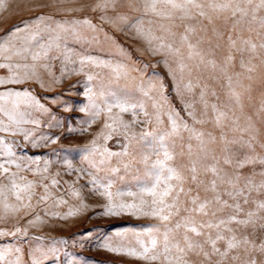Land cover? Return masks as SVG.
<instances>
[{
  "label": "snow or ice",
  "instance_id": "obj_1",
  "mask_svg": "<svg viewBox=\"0 0 264 264\" xmlns=\"http://www.w3.org/2000/svg\"><path fill=\"white\" fill-rule=\"evenodd\" d=\"M138 2L139 7L135 0L130 7L142 10V15H122L119 20L147 43L152 55L163 57L162 62L169 68L178 96L194 93V89L200 87L199 76L193 83V69L199 71L210 66L227 75V67L234 60L233 50L252 54L248 65L241 59V67H246L249 73L256 68L251 64L252 59H260L264 65V0ZM109 4L115 7L114 0H102L96 7L107 9ZM7 7L4 0H0V10H7ZM101 20L116 23L103 16ZM219 21L230 30L227 36L229 53L222 66L214 58L215 49L221 46L219 41L224 39L223 30L217 26ZM82 27L94 32L100 30L89 19L65 23L52 17L36 16L0 36V70H6L5 75H0V221L10 216L17 218L11 228L0 227V237L27 236L29 228L44 223L41 212L62 219L77 214L78 210L71 208L64 216L49 211L67 204L65 195L79 199L80 190L58 179L59 172L49 175L53 161H45L41 167L38 157L21 151L25 144L40 147L41 141L55 143L58 137L41 135L37 138L41 117L50 113V109L31 88L14 86L43 82L42 75L51 76L53 62L60 61L62 77L70 64L74 65L73 73L83 72L89 66L109 73L107 81L99 73L87 75V81L99 79V84L95 89L86 87L84 95L88 103L78 109L88 114L89 127L105 116L103 128L107 131L102 130L88 145L76 149L81 153L83 167H74L71 159L63 160L65 174L78 173L77 182L85 176L90 177L86 186L92 194L106 201L98 215L156 221L105 234L98 246L141 264H193V255L201 258L200 264H264L261 259L264 257V169L253 170L250 175L241 172L250 164L264 165V158L257 161L248 154L242 158L234 156L235 146L255 150V136L245 139V134L254 130L252 118L248 117L242 126L234 113L229 116L231 109H222L217 103L209 105L207 86L200 87L199 102L203 111L199 117L195 101L185 102L181 109L171 106L164 95L165 86L159 82V74L153 73L145 79L147 66L137 68L124 58L102 59L78 54L70 47V40L80 42L83 39ZM181 28L183 30L179 31ZM245 32L255 33L258 42L251 37L245 38ZM172 64L176 65L179 75ZM122 80L125 83L121 84ZM53 82L60 81L54 79ZM236 83L240 84L239 79ZM227 85L235 103L242 107L231 76H227ZM212 95L216 93L213 91ZM148 101L152 102L151 111ZM65 108L70 110L68 105ZM209 108L213 113L211 122L220 129L219 137L195 127L208 122L204 117L208 116ZM114 109L117 110L115 114ZM181 111L191 118L192 124ZM261 111H264V103ZM124 115L131 119L125 120ZM136 128L140 131H135ZM229 131L240 135L229 139ZM185 134L186 143L181 144L179 154L186 156V163L177 166L176 141L184 142ZM114 135L121 136L117 141L120 151L107 147ZM101 137L103 144L98 143ZM137 151L138 162L143 165L142 174L134 167ZM113 157L117 158L115 166H111ZM122 169L124 175H120ZM102 171L106 175L100 176ZM26 173L39 179H29ZM129 174L134 182L125 181ZM257 176L261 177L259 182ZM118 181L120 186H117ZM65 185L69 191L62 193ZM80 207L86 209L88 205L81 202ZM25 217L31 218L21 226L20 219ZM258 234L259 243L254 238ZM21 251L13 244L0 245V264H22ZM59 253L57 248H35L29 264L58 261ZM66 264L77 262L69 256Z\"/></svg>",
  "mask_w": 264,
  "mask_h": 264
},
{
  "label": "rangeland",
  "instance_id": "obj_2",
  "mask_svg": "<svg viewBox=\"0 0 264 264\" xmlns=\"http://www.w3.org/2000/svg\"><path fill=\"white\" fill-rule=\"evenodd\" d=\"M8 5L7 10H0V36H4L14 27L22 26L30 22L36 16L52 17L57 22H70L73 20L89 19L97 26L99 31H92L87 27L81 28L82 40L80 42L70 40L69 46L74 48L78 54L97 56L102 59H110L112 57L127 59L131 65L137 68L146 67L144 76L153 73L159 74V82L165 86L164 95L168 97V104L181 109L185 102H196V110L198 117L203 111V107L199 102L200 87L207 86L208 95L206 99L209 105L217 103L222 109L229 111L231 117L234 113L239 117L240 124L243 126L248 117L252 118L253 132L245 134V139L249 135H254L253 141L255 150L251 151L247 147H234V156L242 158L245 154L252 155L257 158H264V111H261L262 103H264V65L260 63V59H252L251 64L255 65V71L249 73L246 67H241V59L244 60L245 65H248L249 57L252 55L249 52L241 54L238 51L232 52L234 60L227 67V75L218 69L213 70L210 66L202 68L199 71L193 69L192 78L193 83L196 82V77H200V87L194 89V93L185 92L183 97L178 96L174 90V81L169 72V68L162 62V56H154L151 54L147 43L136 36L134 30H130L124 23L119 20V17L126 15L135 17L142 15L141 11H135L130 4L134 0H114L115 7L109 4L107 9L97 8L96 5L102 0H4ZM136 6L139 7L138 0H135ZM110 18L115 20V24L102 21L101 17ZM150 17L146 18L149 19ZM178 23V22H177ZM147 26V24H146ZM217 26L224 32V39L219 41L220 47L215 49V60L218 65H223L225 57L229 53V45L227 36L229 29L225 28L222 21L217 22ZM183 29H179L182 31ZM235 35V33H233ZM245 38L251 37L254 42H258L255 33H244ZM239 46V45H238ZM261 50L258 49V53ZM250 66V65H249ZM61 63L54 61L52 67V75L47 73L42 75L41 81H32L24 85H16L17 88H31L35 95L41 98L42 102L50 109V113L44 114L42 119V126L37 130V138L41 135L58 139L55 143L41 141L40 147H32L25 144L21 151L26 152L27 155L38 157L40 159V166L43 167L45 161H53L49 175L56 172L60 173L58 179L62 182L67 181L74 184L76 189L80 190V198L77 199L71 195H65L64 198L68 201L67 204L59 207H52L49 211H56L64 216L71 208L77 211L74 216H69L67 219L55 217L52 215H41L44 223L38 224L34 228L28 229L27 236L17 235L0 237V245L13 244L21 248L22 264H29L31 252L35 248H42L50 250L57 248L60 250V258L58 261H48L47 264H66L69 256L75 258L77 264H141V262L133 258L111 253L104 248L98 246L105 234H112L117 230H123L130 226L142 227L148 224H154L156 221L147 218L136 219L131 216L122 217H106L98 215L103 210V205L106 201L91 193L90 189L86 186L90 177L85 176L77 182L78 173L73 172L71 175H66V167L63 165L64 159H71L73 166L76 168L83 167L80 162L81 153L76 149H82L88 145L90 141L97 136L103 128L105 116L93 123L91 127L88 126L86 121L89 120L87 113L80 112L78 109L85 106L88 101L84 95L86 87L93 86L94 89L99 84V79H94L92 82L87 81V75L92 74L96 76L99 73L107 81L109 77L108 70L86 67L85 71L73 73L71 72L74 65H68V72L65 76H61ZM78 67V65H75ZM173 69L177 71L175 64H172ZM6 70H0V75H5ZM239 74V76H237ZM227 76L233 79V88L240 94V105L235 103V98L231 95V90L227 85ZM251 77V78H249ZM54 79H59V83H54ZM187 79V75H186ZM239 79L240 84L237 85L236 81ZM125 83L123 80L121 84ZM183 90V85L181 86ZM216 95L213 96L212 92ZM219 97V99H217ZM151 101H148L149 111L151 108ZM68 105L70 110L65 108ZM117 110L114 109V114ZM181 115L185 116V112L181 111ZM211 108L208 110V116L204 119L208 122L204 124L195 125L196 128L205 132H212L219 137L220 129L215 127L211 122L212 118ZM189 124H192L191 118L185 116ZM125 120H130L129 115H124ZM167 124V122H165ZM31 127V126H30ZM76 129L77 131H73ZM79 130H84L83 132ZM227 130V129H226ZM135 131L139 132L140 129L136 128ZM229 139L233 135L239 136L240 133L228 132ZM187 134H185V141H176L175 151L177 153L175 164L177 166L186 163V156H181V144L186 143ZM13 139V137H9ZM16 140H21V137H15ZM121 140V136L114 135L113 139L107 142V147L113 151H120L117 143ZM103 144V138L98 141ZM194 143V142H193ZM72 150V151H69ZM140 159L139 152L137 151L135 168L143 173V165L138 161ZM155 159V157H153ZM127 160V158H125ZM117 158L113 157L111 166H115ZM264 169V165L258 162L255 164L247 165L241 170L243 175H250L253 170L260 172ZM231 171V169H229ZM29 179H39L33 177L31 173H26ZM100 176L106 175L105 171L99 173ZM120 175H124L123 169ZM261 177L257 176L256 180L259 182ZM125 181H132V174L125 177ZM118 181L117 186H120ZM83 186V187H82ZM62 193L69 191L67 186L61 190ZM83 202L88 207L81 208L80 204ZM51 201L49 204L51 205ZM39 211V209H37ZM23 216V214H21ZM25 217L20 219L21 226H25ZM17 222V218L10 216L5 221H0V227L11 228ZM251 231V229H249ZM259 235L254 237L259 243ZM66 241L67 243H60ZM68 253L69 256H66ZM264 259V257H261ZM193 264H200L201 258L195 255L191 256Z\"/></svg>",
  "mask_w": 264,
  "mask_h": 264
}]
</instances>
